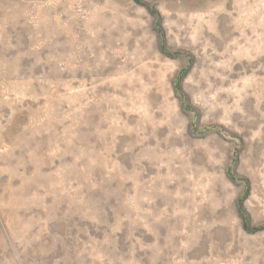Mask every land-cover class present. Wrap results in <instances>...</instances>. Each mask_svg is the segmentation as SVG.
Listing matches in <instances>:
<instances>
[{
	"label": "rangeland",
	"instance_id": "374dc122",
	"mask_svg": "<svg viewBox=\"0 0 264 264\" xmlns=\"http://www.w3.org/2000/svg\"><path fill=\"white\" fill-rule=\"evenodd\" d=\"M0 264H264V0H0Z\"/></svg>",
	"mask_w": 264,
	"mask_h": 264
}]
</instances>
